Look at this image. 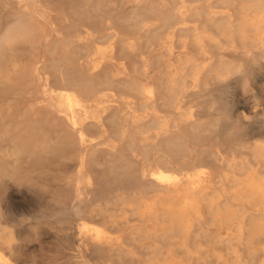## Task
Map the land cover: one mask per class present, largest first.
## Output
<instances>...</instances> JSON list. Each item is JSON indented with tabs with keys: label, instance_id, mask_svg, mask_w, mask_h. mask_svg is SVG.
<instances>
[{
	"label": "rangeland",
	"instance_id": "1",
	"mask_svg": "<svg viewBox=\"0 0 264 264\" xmlns=\"http://www.w3.org/2000/svg\"><path fill=\"white\" fill-rule=\"evenodd\" d=\"M0 1H1L0 2L1 3L0 4V12H2L4 9L3 8L4 7L3 6L4 0H0ZM36 1H39V0H9L8 2L10 3V5H12L11 7L18 8L19 11L22 13H28L31 8L36 12H38V10H44L45 15H46L45 19H46L48 32H51L52 31L51 27L55 24L57 25V23L59 22L58 18H57V16H59V15L65 20L66 26L71 25V26H74L78 30H81V31H83V29L80 27V20L83 18L84 19L86 18V19H90L89 21H86V24L88 26H90L92 23V25L97 29L98 33L103 32V34L104 33L106 34V32L110 33L112 31L115 33L119 32L118 33L119 38L121 39L123 37V39H121V41L123 40V41H126L127 43H132V44H134L135 48L137 47L136 49L132 48L130 50H125V52H124V50H122V48H121L122 47L121 44H118V48H117L118 50L117 49L115 50L116 55H115V53L113 55L107 53L103 56L100 53H97V51L94 48L89 49L88 52L85 53V56L80 60L81 72H82L83 76L91 75L92 72L94 71L93 67H94L96 60L97 61H105V59L107 60V58H108L107 55L108 56L112 55L115 57L114 58L111 56L112 57L111 62H113L115 65H117V64L121 65L124 63V64H127L129 66H134L136 64L138 67V64L142 65V62L146 61L147 62V77H149V80L147 78V80H148L147 84H149V83L153 84L154 83L155 85H157L159 95H161L162 97L164 96V87H165L166 79L170 78V76L173 75V73L175 72V66L170 65V60L174 56L176 57L178 55V53H181L182 51H187L189 54L191 53L190 55L196 60L200 59L199 52H197L198 50L195 48L194 44L191 45L194 41V38H192L193 36L192 37L190 36L189 38L187 37V35H192V33L188 34L190 32H187V31H183V32L180 31L179 32L178 29H181V28L188 29V28H194L195 27L197 29L196 33H199V31H201V28H202V27H199L201 24V26H203L202 29H204V31L206 29L209 30L207 28L209 26H210L209 28L212 31V29L214 30V27H213V24H211L212 25L211 26L209 24V22H210V17H211L210 15H213V14H215L218 18L221 15H229L232 19L237 20V21L241 20V19H249L252 17L255 19H258L259 17H261V19L262 18L264 19V1H261V0H258L259 2L257 1L258 3H260L258 5H257V2L255 3L256 0H252L253 2H251V0H247V1L246 0H240L241 2H243V3L239 2L240 4H238L239 0H224V1H222V0H219V1L218 0H214V1L213 0H186L188 3H190L191 6L188 3L185 4V2H186L185 0H165L166 3L168 2L167 4L175 11V14L177 16L178 21L172 20V18L169 19V16L163 17L164 14H162V12H161V9H163L162 8V2L160 0H150L152 3V6H148L147 4H145L144 0H111L109 2L106 0L105 1L104 0H59V1H57V0H55V1L54 0H45V1L42 0L41 1L40 0L39 3ZM171 1H174V2L172 3ZM197 1H198V3H197ZM227 1L228 2L230 1V2L227 3ZM236 1H237V3H236ZM245 2H246V5H244ZM56 3L60 4L61 7L59 5H57ZM247 3H250V4L248 5ZM187 4H188V6H187ZM206 4H207V6H206ZM228 4H230V5H228ZM234 4L237 6H234ZM255 4H256V7H254V9H256V10H254V12H253V10H247L248 7H245V6L250 7V6L255 5ZM45 6H47L48 8ZM182 6H184V9ZM207 7H209V8H207ZM241 9H244V11ZM54 10H56V11H54ZM184 10H186L189 14H187V16L182 18L181 13L185 12ZM197 10H199L200 12L202 11L203 14L207 15V17L204 15L205 17L203 18L202 12L200 15V12ZM257 10L258 11L260 10V11L258 12ZM196 11H197V13H199V15L202 18L199 17V15H197V13H195ZM249 11L252 12L251 15H250ZM192 12H194V15L195 16L197 15V17L194 18L193 17L194 15ZM257 13H258V15H257ZM76 14H78V15H76ZM134 15L136 16V18H139L140 20H144V21H142L143 25L142 24L138 25V26L135 25V23L133 21ZM255 15H257L258 17ZM54 16H55V18H53ZM190 16H191V18H190ZM50 17H52L54 20ZM130 17H131V19H130ZM166 18L168 21H166ZM0 19H3V17L1 15H0ZM200 19H202V20L200 21ZM208 19H209V21H208ZM207 21H208V23H206ZM166 22L169 24H167ZM159 23H160L161 29H155ZM163 23H164V25H162ZM210 23H213V22H210ZM144 24H145V26H144ZM165 24H167V25H165ZM58 25L63 26V23L59 22ZM197 25H199V26H197ZM204 25H207V27ZM110 26L111 27L113 26V28H111ZM149 27H150V29H149ZM166 27L169 29H167ZM197 27H199V28H197ZM106 29H109L110 31L109 30L106 31ZM204 31L202 30L201 33ZM206 31H205L206 34L208 33L211 35V32L209 33V31L208 32H206ZM144 32L147 34V36H145L146 34ZM178 32H179V34H181V36L178 35ZM167 33H168V35H167ZM212 35L218 36V34L215 30H214V34L212 33ZM149 36H151V38ZM248 36L252 37V34H250ZM140 37L142 39H139ZM185 37H187V38H185ZM180 39H181V41H180ZM129 40H131V41H129ZM146 41L148 44L150 42L151 43L148 45L146 43ZM98 42L100 43L99 44L100 45L99 50H101V47H102V50L106 49V47H107L106 45H108V44L105 41H98ZM136 42H138V43H136ZM251 42H252V38H250L247 41V45H250ZM179 43H181L182 45L180 46ZM173 44H174V46H173ZM188 45H189V48H188ZM166 47H167V50L165 49ZM211 47H212V45H207V48H208L207 51L208 52L212 51L210 53L211 56H217L219 53H221L222 55L227 54L229 56L228 61L233 60L232 61L233 64L242 65L243 68L245 66V68H247V69L244 68L245 69V71L243 73L244 78L242 77V78L238 79V78H235L232 76L233 78L231 77L229 79L223 80L222 83L221 82L217 83V81L212 79V77L210 78L209 74H207L204 76V80L201 83V85H202L204 83V81L209 82L208 88L210 91H212L210 94H213V95H211L210 99L212 101H214V103H213L214 107L216 106L215 108L217 109L216 114H214V115H224V114L229 115L230 119L227 120L229 122H226V119L224 121L225 124L228 125L227 126L228 128H226V129L227 130L229 129V130L227 131L226 129L219 128L216 130L217 134L212 133L213 134V135L211 134L212 136L205 135V136H201L199 138L196 137L195 141L193 142L195 145L194 144L193 145L195 147L203 145V147L201 146L199 148L204 149V147H206L205 151H211L212 150L211 152H213L214 154L219 152V154H221L222 157H224L222 154H224V152L226 151L224 155L227 157L226 158L224 157L225 158L224 159L225 162L223 161L224 163L219 161L216 163V165L210 166L211 162L208 159L206 153L201 155V165H203L204 167H212L211 169L216 176V178L214 180L215 182H213L214 185L211 184V186H210L211 189L213 190V193H214V194L213 193H210V194L214 195L215 199H213L214 197L211 196L210 194H208L209 196L207 195V196H204L203 198H197L196 196H193L192 193L190 194V193L184 192V193H181L179 196H177V198L175 200L172 201V204H173L172 208L174 209V211L176 210L179 213V217L181 218V220L183 219L182 220L183 227L185 226V227H188L190 229L192 228V231H190L189 233L188 232L183 233V236L182 237L180 236L178 239H172V240L171 239H166V240L160 239L159 238V232H160V228H161L160 227L161 223L159 221L154 220L153 217H151L148 214V211L147 212H141L139 215H136V214H132V213H129V214L124 213V212H122V209H120V207H116V209H114L112 207L113 203H115V201H114L115 197L118 196L119 194H122V193L133 194L135 192L137 193L136 190H139L140 187L142 186V184H144V182L141 181L140 177H139L141 173L147 174V180H149V173L152 170H154L155 166H156L154 163L153 157L155 158L156 155L158 154V152H156L157 151L156 148L151 147L149 150H146V151H148V154H145L147 152H144L143 147L145 146V144L151 143V142H153V140H155V132L154 131H150L148 133L145 132L146 135H144V134L141 135L138 132L137 133L135 132L136 134L134 132L131 133L133 135V139H134L133 143L136 142V144L134 143L133 147H132V150L134 149L133 151H135V154H134L133 151H130V153H127L128 150H125L126 147L124 146L125 147L124 148L123 146H121V143H120L116 133H114L115 131L112 128H108V130L106 129L103 133L94 132V130H92V129L87 130V133H88L87 136H89L88 137L89 140L91 138L93 141L98 139L97 141H101L103 143V144L101 143L102 144V145H100L101 147L105 144L102 148H107V147H108V149L112 148V153L110 155L109 154L108 155L103 154L101 152L96 154V156L94 158V162L98 163V164H96V165H98V167L95 165V163L92 160H89L87 162L86 168L88 169L91 166V168L88 170L91 171L93 174H95V176H92L95 180L94 185H92L95 192H93L92 194H88L87 186H86L87 173H86L85 169L83 168L82 163L79 165L76 158L73 155H71L72 152L70 150H63V149L59 150L58 148H54V152L56 154L54 153L53 154L54 156L53 155L49 156L47 159L39 158V155H37V154H35V156H33L34 153H37L36 151H37V148L39 147L38 144H44V142L46 143V141L48 143L49 140H53L57 135L56 133H53V131H50L49 128H47V127H43L42 132H41L40 127H36V126H34L33 128L26 127V124L28 122L26 116L30 115V113H31L30 107L31 106H32L31 110H33L40 104V101L48 103L49 98H52L56 101L59 100L57 95L54 94V96H53V94L51 93L50 88H52V87L56 88L55 84L50 85L51 87H49V86H46V88L44 87L43 82H44V78H46V73L48 72V70L45 69L46 67H45V63H44L45 58L43 55V45L39 48V51L41 52V54H39L37 56H39L41 59H40V61H38V64H36V66H35L36 67L35 76H34V78H32L30 80L31 86L25 85L26 86L25 87L22 85L19 87L20 89L18 88L19 90H23V88H25L24 90L34 91L36 89H42V87H43L46 90L43 93L42 97H35V96L28 95V94H25L23 96V95L19 94V92H16V89H14L13 87H5L3 85L2 86L0 85V127L2 126V128L0 129V132H1L0 133L1 134L0 140H2V144L0 142V144H1L0 150L5 151V153L3 151L1 153V151H0V155H1L0 156V177H1L0 178V241L4 240L5 237L11 238V241L8 244V246L4 245V244H0V254L3 256V258L6 260V262H8L7 264H82L81 260H83L85 262L83 264H115L117 262H118L117 264H121V263L122 264H126V263L127 264H133L134 262H136L134 264H142L141 261L143 262V264H231V263H233V264H251V263L252 264H257V263L264 264V259L261 258V256L264 257L263 256L264 255V239H263L264 236L257 238L256 240H253L252 241L253 245H251V246L245 245V243H244V245L243 244H237V246H236V243L234 244V242H227L226 241L227 233H228L225 230L226 227L233 226L238 221L237 220V218H238L237 214L238 215H243V214L247 215L248 219H251V217H249V215L253 210L254 201L250 200V196H249V198L247 197L250 193V189H249L248 185L245 183V177L244 176L240 177L238 174H237V176L236 175L232 176L231 174H228V176L226 178L223 177L224 174H227L226 172L229 173V171L226 168V162H231L232 160H236V161L241 162L243 160H246L247 157H248L247 159H249V156H250L249 151H250V148L252 147V145L254 146L255 144H258V143L259 144L264 143V140H263L264 139V105H263L264 104V63H263L264 60H262L263 62L261 61L262 64H261L260 68H256V70L255 69L253 70V68H255V67L252 64H251V66H253V67H251L250 65L248 66V64H245L244 61H243L244 62V64H243L242 60L239 57L237 59L239 61L241 60V62H238L237 59H236L237 61H235L236 56H234L235 57L234 58L233 56L229 55L230 53L234 52L233 49H231L230 47H226V50L223 49L220 51L217 48H214V47L211 48ZM190 48H192V52L190 50H187ZM134 49H135V51H134ZM168 49H169V51H168ZM120 50H121V52H120ZM18 51H19V53H18L19 57L17 56V58H18V61H20L19 63L25 61L26 56H28V57H26V60H27L28 58H30L29 56L34 53V50L31 48L30 44L20 45L18 47ZM165 51L168 52V54L171 53V54H169L170 56L167 53L165 55ZM103 52H105V51L103 50ZM117 53H118V55H117ZM120 53H123V54H120ZM174 53L177 55H174ZM159 55H162V56L160 57ZM158 56H159V58H158ZM164 56H166L165 59H164ZM167 57L168 58L170 57V58L168 59ZM101 58L104 60H102ZM20 59H22V60H20ZM119 60H120V62H119ZM153 60H154V62H153ZM156 60H157V62H156ZM129 63H131V64H129ZM132 64H134V65H132ZM141 65H139V66H141ZM148 71H149V73H148ZM249 74H250V76H249ZM246 77H248V78L246 79ZM164 78H166V79H164ZM255 78H257V79H255ZM210 80H212V81H210ZM233 80H234V82H233ZM185 81H186L185 83L187 86V89H186L187 92L185 95H183L184 97L182 96V98H181L182 101H179V104L180 105L182 104V106H185L184 108L186 110H188L189 112L194 111V112H191L193 115H199V114H201V110H198V109H201V108H199V106L197 108H195V106H194V104H196V106L199 105V102L201 101L200 96L196 92L199 89L197 87L194 88V86L192 84V79L188 78ZM226 81H229V82L226 83ZM213 82H214V84H213ZM224 82H225V84H224ZM230 83H231V86H230ZM194 91L196 92V94ZM191 92H193L195 95H197L196 99L194 97V94H192ZM114 93L115 92H113L112 94H114ZM112 94L108 93L107 99H112L113 98ZM229 95H230V98H229ZM161 96H158V97L162 98ZM225 96H227V98ZM187 97L191 100V102L188 101ZM231 99H233V100H231ZM184 100H185V104L183 102ZM31 101H33V102H31ZM11 102H13V103H11ZM12 104H14V105L11 106ZM23 105H25V106H23ZM27 105H29V107ZM87 105H88V114L87 115H82L79 110L74 111L76 115H78V114H79V116L81 115L82 119L85 118V122L91 121L92 110L95 109V106L93 103H87ZM193 106H194V108H193ZM196 109H197V111H196ZM69 111L68 112L66 111V113L68 115H70L71 112H73V111H70V112ZM228 111L231 112L232 115ZM77 112H79V113H77ZM221 112H222V114H221ZM162 113L164 114V112H162ZM163 114L161 116H163ZM207 114L213 115L212 112L208 113V110H206L204 115H207ZM12 115H15L16 120L13 118L14 116H12ZM169 115H170V113H167V115H165V116H169ZM21 118L23 119V121ZM11 120H13V121L10 122ZM19 120L22 121V123ZM17 121H19L23 125H20V123H18ZM25 122H26V124H25ZM18 124H19V126H18ZM11 125H12V127H11ZM7 129H8V131H7ZM11 131H12V133H11ZM23 131H26V132H23ZM43 133H44V135H43ZM45 134L46 135L49 134L48 135L49 137L46 136ZM104 134L106 135V137L104 136ZM109 134H110V136H109ZM112 134H113V137H111ZM226 134H228V136ZM98 135H99V138H97ZM217 135H219V136H217ZM114 137H115L117 143H114L115 140L111 141V138L114 139ZM222 137H224V138L222 139ZM225 138H227V139H225ZM208 139H209V141H208ZM37 140H38V142H37ZM86 140H88V139L86 138ZM147 140H148V142H146ZM200 140H202V141L200 142ZM213 140H214V143H213ZM6 141H7V143H6ZM207 143H208V145H207ZM20 144L24 149H22L21 146H19ZM34 144H35V146H34ZM118 145H120L121 147ZM125 145L127 146V144H125ZM211 145H212V147H211ZM218 146H220V147H218ZM14 147H17V148H14ZM216 147H218V149H220V150H217ZM8 148H10V149H8ZM32 149H33V152H32ZM113 149H114V151H113ZM126 149H128V147ZM145 149H147V148H145ZM215 149H216V151H215ZM11 151H12V153L16 154L15 156L17 158L14 157V159L10 160L6 157L8 155V153L9 154L11 153ZM57 151H59V152L65 151L64 156H63L64 159L57 157V154L59 153V152L57 153ZM18 152H20V153H18ZM29 152H31V153H29ZM131 152H133V153H131ZM66 154L71 155V156L68 157ZM55 155H56V157H55ZM143 155H148L147 157L146 156L145 157L149 158V159L143 158L144 157ZM186 155H187V153H185V158L187 159ZM246 155H248V156H246ZM141 156L143 159H145V162H143L144 160L141 158ZM22 157H24V159ZM133 157H135V158H133ZM15 159H16V161H14ZM61 159H63V160H61ZM107 159H111V161H113V163L116 161V164L114 163L115 168L120 166L121 163H126V161H127L126 159H128V161L131 162V166L134 165L131 167L130 175H128L126 177H114L112 175L110 176V174L106 170V168H104L103 166L102 167L99 166L100 163L102 165V163H104ZM20 160H22V161H20ZM183 160L186 161L185 159H183ZM74 161H76V162H74ZM90 161H92L93 163H91ZM146 162H148V163H146ZM13 163L16 166H14ZM77 163H78V165H77ZM88 163H90V165ZM144 163H145V165H144ZM223 164H224L225 168H224ZM8 165H9V167H8ZM2 166H4V167H2ZM217 167H218V169H216ZM95 168H97V169H95ZM149 168H150V170L148 171ZM222 168H223V170H222ZM71 171H72V173H71ZM224 171H226V172H224ZM13 173H15V175ZM73 174H77L76 179L73 183V187H72L73 189L71 187L67 188L66 179H67V177H69ZM11 176H13V177H11ZM221 178L224 179L225 184L223 183V180H221ZM24 180H26V182H24ZM20 181H21V184H20ZM237 181L243 182L241 190H238L239 187L234 185ZM221 182L223 184H221ZM217 186H219V188ZM225 188H226V190H228L227 192H226V190H224ZM245 189H247L248 191ZM221 190H222V192H221ZM133 191H135V192H133ZM69 192H71V193H69ZM72 192L74 195L72 194ZM147 192H146V194L148 196L144 194L147 199L144 197V200L147 204V208H149L150 206H152L156 202L157 199L154 196L155 193H153L151 191H149L148 193ZM151 193H153V194H151ZM236 193L241 195V196L239 198H235L237 195ZM183 194H186L185 197ZM230 195L232 196V198ZM234 195H235V197H234ZM182 196L184 198H182ZM227 196H230V197H227ZM58 197H61V198L59 199ZM112 198L114 200H112ZM247 198H248V200H247ZM62 199L67 200L68 204H70V206L76 205L79 208V211H77L78 214L76 213L75 215L71 216L70 219H68V223L66 221L67 220L66 214H64V212L61 211L62 205L60 203L63 201ZM188 200L192 201V207L187 204ZM59 201H61V202H59ZM107 201H109V202H107ZM203 204H205V205L203 206ZM106 205H110V206H107L108 207V209H106L107 211H104L105 210L104 208H107ZM100 206H102L103 210L99 212V211H97V208H99ZM109 207H110V209H109ZM163 207H165V206H163ZM202 207H204V208H202ZM162 208L160 207V209H162ZM93 209H95V210H93ZM117 209H120V210H117ZM228 209H229V211H228ZM90 210H91V213H90ZM110 210H111V212H110ZM215 213H219V219L216 221L213 220ZM98 214H101V215L99 216ZM102 214H103V216H102ZM130 214H132V215H130ZM118 215H121V216H118ZM92 216H93V219L95 218L94 221L92 219ZM145 218H146V220H143ZM101 220H102V222H101ZM103 221L106 223H104ZM86 222H88V223H86ZM143 222H144V224H143ZM200 222H201V224H200ZM262 222H263V226H264V220H262ZM79 223L80 224L86 223L87 225H89V228H91V226H93V227L95 226L97 228H98V226L100 227L99 229L102 231V237L100 240H95V241L100 244L103 252H102V250H97V249L94 250V249H92L90 244L82 243L80 241V236H78L79 231H80ZM65 224H68L67 228H66V232H68V235H71V236H69L70 241L65 239V238L62 239V237H61V228ZM123 224H124V227L122 226ZM77 225L79 227H77ZM201 226L204 228L202 229ZM149 227H150V229H149ZM134 228L137 231H135ZM142 228H144V229H142ZM216 228H217V230H216ZM141 230L142 231L144 230L145 232H147V238L146 239H142L140 237V235H141L140 232H142ZM75 231H78V233ZM136 233H138V234H136ZM118 234H120V235H118ZM204 234L205 235L207 234V235L204 237ZM209 234L213 240L210 239L211 238L210 236H209L210 238L208 237ZM81 235L82 236L83 235L94 236L92 230H89L87 232H82ZM124 235L126 236V238L123 237ZM1 236H3V239ZM202 236H203V238H202ZM148 237L151 239V241ZM199 237H201L200 239H202V241L199 240ZM119 239L121 242L119 241ZM206 239H208V240L205 241ZM154 240L155 241L158 240V241H156L154 243ZM161 240H162V242H161ZM123 241H124V247L123 248H126L131 253H133V255H129V256H125V257L123 255L124 260H123L122 256L118 257V254L113 253V251L111 252V249H113L114 247L117 248L120 245V243L123 244ZM166 241H167V243H166ZM152 243H153V245H152ZM175 244H176V246H175ZM195 244L197 246L200 245V247H197ZM141 245H142V247L143 246L144 247L142 248ZM165 245L166 246L169 245L170 247L168 246V248H166ZM150 246H151V248H149ZM212 246H213V251H212ZM247 246L249 247L248 249H247ZM158 248H161V249L158 250ZM193 248H194V250H193ZM131 249L134 251H131ZM167 249H168V251H167ZM172 249H174V250H172ZM220 249H221V252H220ZM223 249H224V251H223ZM249 249L250 250L252 249V250L250 251ZM141 250H143V251H141ZM144 250H147V253H145ZM153 250H154V252L152 253L151 251H153ZM157 250H158V252L160 251L161 253L159 252L160 253L159 254L157 252ZM234 250L239 251L240 252L239 254L241 256L243 254L242 257L246 258L245 263L236 261L234 255H233ZM162 252H164V253L162 254ZM172 252H174L173 255H172ZM230 252H231V256L229 255V257H228V254H230ZM241 252H242V254H241ZM150 253H151V255H150ZM180 253H182L183 256ZM253 253H255V254H253ZM112 254L114 257L112 256ZM115 254H116V256H115ZM145 254L148 257H145ZM156 254H157V257H156ZM152 255H154L153 256L154 258L152 257ZM158 255H159V257H158ZM207 255L208 256L210 255L211 257L210 256L208 257ZM248 256H250V257H248ZM117 257H118L119 261L121 258H122L121 260H123V261H120V263H119V261L116 262ZM133 257L135 258L136 261L134 260ZM231 257L233 260L231 259ZM206 258L208 259L207 263H204V262H206ZM244 258H242L243 261L245 260ZM251 258H253V259H251ZM256 258H257V260H256ZM260 258H261V261H259ZM150 259H151V261H150ZM216 259H217V261L214 262V260H216ZM128 260H130V261H128ZM145 260H146V262L144 263ZM158 260H160V261H158ZM194 260H195V262H194ZM161 261H163V262H161ZM255 261H256V263H255ZM257 261H259V262H257ZM137 262H139V263H137ZM229 262H231V263H229ZM248 262H250V263H248Z\"/></svg>",
	"mask_w": 264,
	"mask_h": 264
},
{
	"label": "bare ground",
	"instance_id": "2",
	"mask_svg": "<svg viewBox=\"0 0 264 264\" xmlns=\"http://www.w3.org/2000/svg\"><path fill=\"white\" fill-rule=\"evenodd\" d=\"M8 1L4 0V3H3L4 9L2 12H0V15L3 17V19H0V38H3L2 40H0V85L1 86L3 85L5 87H13L14 89H16V92H19V94H21L23 96L25 94H28V95L35 96V97H42L43 93L46 90L45 89L46 86L51 87L50 85L55 84L56 88L55 87L50 88L51 93L53 94V96H54V94L57 95L58 99H59L56 101L52 98H49L48 103L40 101V104L39 105L37 104L38 106L36 108L34 107L35 109H33V110H31L32 106L30 107L31 113H30V115L26 116L27 120H28L27 124L25 122L26 127H28V128H33L34 126L40 127L41 132H42L43 127H47V128H49L50 131H53V133L57 134L56 137L53 140H49L48 143H47V141H46V143L44 142V144H38L37 143L39 145V147L37 148V151H36L37 153H34L33 156H35V154H37V155H39V158L47 159L49 156H52L55 153L54 148H58L59 150L60 149L70 150L72 152L71 155H73L76 158L79 165L82 163L83 168L85 169V171L87 173V183H86L87 191H88V194H92L93 192H95L93 189V186H92V185H94V182H95V180L92 176H95V174H93L91 171L88 170L91 168V166L88 169L86 168V166H87L86 164L89 160H92L94 162V158H95L96 154H98L100 152L103 154H107V155L109 154L110 155L112 153V148L111 149H108V147L102 148L105 144L101 147L100 145H102L103 143L101 141H97L98 139L93 141L91 138L89 140V138H88L89 136H87V134H88L87 130L92 129V130H94V132L103 133L106 129L108 130V128H112L115 131L114 133H116V135H117V137L121 143V146H123V147L125 146L126 148L128 147V149H126L124 147L125 150H128L127 153H130V151H133L134 150V149L132 150L133 144L134 143L136 144V142L133 143L134 139H133V135L131 134L132 132H134V133L138 132L141 135L142 134L146 135V133H148L150 131H154L155 132V140H153V142H151V143L145 144V146L143 147L144 152H147L145 154H148V151H146V150H149L151 147L156 148L157 149L156 152H158L156 157L155 158L153 157L154 163L156 166H155V169L149 173V180H147V174L141 173L139 177H140V180L144 182V184H142V186L140 187L139 190H136L137 193L135 191H133L136 194L135 193H133V194H128V193L119 194L118 196L115 197V200L112 198V200L115 201V203H113L112 207L114 209H116V207H120V209H122V212L128 213V214L132 213V214H136V215H139L141 212H147L148 211V214L151 217H153L154 220L159 221L161 223V226H160L161 228H160V232H159V238L160 239H165V240L166 239H171V240L172 239H178L180 236L181 237L183 236V233H185V232L189 233L190 231H192V228L190 229V228L185 227V226L183 227V225H182L183 219L181 220V218L179 217V213L176 210L174 211V209L172 208L173 207L172 201L175 200L177 198V196H179L181 193H184V192L190 193V194L192 193V195L196 196L197 198H203L204 196H207L208 194L213 193V190L211 189L210 186H211V184L214 185L213 182H215L214 180H215L216 176L211 169L212 167H204L203 165H201V155L206 153L208 159L211 162L210 166H213V165H216V163L219 161L225 162L224 159L227 156H225L224 154L226 151L224 152V154H222L225 157L224 158L221 156V154H219V152L214 154L213 152H211L212 150L211 151H205L206 147H204V149L199 148L201 146L203 147V145L198 146V147L196 146L197 147L196 148L194 146L195 144L193 142L195 141L196 137L199 138V137L205 136V135L212 136L214 133L217 134L216 133L217 129L228 128L227 127L228 125L225 124L224 121L226 119V122H229L227 120L230 119L229 115H225V114L224 115H214V114H216L217 109L215 108L216 106L214 107V104H213L214 101H212L210 99L211 95H213V94H210L212 91H210L208 88L209 82L204 81V83L202 84L203 86L201 85V83L204 80V76L207 74H209L210 78L212 77V79L217 81V83L218 82L222 83L223 80L229 79L232 76L239 79V78H242L244 76L243 73H244L245 69H247V68H245V66H244V68H245L244 69L242 67V65L233 64L232 63L233 60H230L231 62L228 61L229 56L227 54L222 55L221 53H219L217 56H211L210 53L212 51L211 52L207 51L208 50L207 45H212V47L217 48L219 51L223 50V49L226 50V47H230L231 49H233L234 52L230 53L229 55L233 56V57L236 56V58L234 57L235 61H237L238 60L237 58L239 57L242 60L243 64H244V62H245V64H248V66L249 65L251 66V64H252L255 67V68H253V70L254 69L256 70V68L261 67V64H262L261 61L264 60V19L263 18L261 19V17H259L258 19H255L252 17L249 19H241V20L237 21V20L232 19L229 15H221L219 18L215 14L210 15L211 16L210 22H213V23L209 22V24L210 25L213 24L214 30L217 32L218 36L212 35V33L214 34V30L212 29V31H213L212 32L211 29L209 28L210 26L207 27V25H204V26H206L209 30L206 29L207 31L206 30L205 31L206 32L209 31V33L211 32V35L208 33L207 34L205 33L204 29H202L203 26H201V24H200V26L199 25H197V26L202 27L201 31L202 30L204 31L202 33H201V31H199V33H196L197 29L195 27L194 28H188V29H186V28L178 29L179 32L180 31H182V32L187 31V32H190L188 34L192 33V35H187V37L189 38L190 36L191 37L193 36L192 38H194V41L191 39L193 41V43L191 45L194 44L195 48L198 50L197 52H199L200 59H197V60L194 59L190 55L191 53L189 54L187 51H182L181 53H178V55L174 53V55H177V56L176 57L174 56L170 60V65L175 66V72L173 73V75L170 76V78H167V79L164 78V79H166V81H165V87H164V96L162 97L161 95H159L157 85H155L154 83L153 84L152 83L147 84L149 77H147V62L146 61L142 62V65L137 63L138 67L135 63L134 64L136 66L134 64H132L134 66H129L127 64H124L123 62H122L123 64H121V65H118V64L115 65L113 62H111L112 57H114L112 55L115 53V50L118 48V44H121V46H122L121 48H122V50H124V52H125V50H130L132 48H135L134 44L127 43L126 41H123V40L121 41V39H123V37L121 39L119 38V36H118L119 32L115 33L112 31L110 33L106 32V34L105 33L103 34V32L98 33L97 29L92 25V23L90 26H88L86 24V21L90 20V19H86V18L85 19L83 18L80 20V27L83 29V31H81V30H78L74 26H71V25L66 26L65 20L60 15L57 16L58 21L63 23V26L64 25L65 26L63 27V26L58 25V23H59L58 22L57 25L55 24L51 27L52 31L48 32L46 19H45L46 15H45L44 10H38V12H36L31 8L28 13H22L19 11L18 8L11 7L12 5H10V3ZM57 1H59V0H57ZM106 1L109 2L111 0H106ZM160 1L162 2V8H163V9H161V12H162V14L165 15V16L163 15V17L169 16V19L172 18V20L178 21L177 16L175 14V11L167 4L168 2L166 3L165 0H160ZM222 1H224V0H222ZM257 1L258 0H256L255 3ZM261 1H264V0H261ZM36 2L39 3L40 0L36 1ZM144 2L148 6H152V3L150 0H144ZM171 2L173 3L174 1H171ZM229 2L227 1V3H229ZM239 2H241V1L239 0L238 4H240ZM251 2H253V1L251 0ZM258 2H257V5L260 4ZM186 3H188V2L186 1L185 4ZM197 3H198V1H197ZM236 3H237V1H236ZM241 3H243V2H241ZM56 4L60 6V4H58V3H56ZM188 4L190 5V3H188ZM188 4H187V6H188ZM247 4L249 5L250 3H247ZM228 5H230V4H228ZM244 5H246V2L244 3ZM206 6H207V4H206ZM234 6H237V5L234 4ZM45 7H47V6H45ZM182 7L184 9V6H182ZM245 7H248L247 10H253V12H254V10H256V9H254V7H256V4L252 5L250 7L249 6H245ZM207 8H209V7H207ZM241 10L244 11V9H241ZM54 11H56V10H54ZM184 11L185 12L181 13L182 18H184L185 16H187V14H189L186 10H184ZM197 11H199V10H197ZM197 11L195 13H197ZM201 12H200V15H201ZM192 13L194 15V12H192ZM251 13L252 12H250V15H251ZM202 14H203V12H202ZM76 15H78V14H76ZM197 15H199V13H197ZM197 15L196 16L194 15L193 17L195 18V17H197ZM200 15H199V17H201ZM204 15L205 14H203V18L205 16L207 17V15H205V16ZM257 15H258V13H257ZM257 15H255V16H257ZM50 18H52V17H50ZM53 18H55V16ZM190 18H191V16H190ZM130 19H131V17H130ZM201 20L202 19H200V21ZM133 21H134L135 25L138 26V25H141L143 23L142 21H144V20H140L139 18H136V16L134 15ZM166 21H168L167 18H166ZM208 21H209V19H208ZM208 21L206 23H208ZM160 23L158 24V26L155 29H161ZM167 24H169V23H167ZM167 24H165V25H167ZM162 25H164V23ZM144 26H145V24H144ZM199 27H197V28H199ZM111 28H113V26ZM149 29H150V27H149ZM167 29H169V28H167ZM107 30H109V29H106V31ZM179 32H178V35L181 36V34H179ZM250 34H252V37L248 36ZM167 35H168V33H167ZM145 36H147V34ZM149 37L151 38V36H149ZM187 37H185V38H187ZM250 38H252V42L250 43V45H247V41ZM139 39H142V38L140 37ZM98 41H105L108 44V45H106L107 46L106 49H103L106 53L103 52L102 47H101V50H99V46H100L99 44L100 43ZM129 41H131V40H129ZM180 41H181V39H180ZM136 43H138V42H136ZM146 43H147V41H146ZM24 44H30L31 48L34 50V53L29 56L30 58H28L26 60V57H28V56H26L25 61L19 63L20 61H18V58H17V56L19 57L18 47L20 45H24ZM179 44H180V46L182 45L181 43H179ZM42 45H43V55L45 58V61H44L45 67H46L45 69L48 70V72L46 73V78H44V82H43L45 88L42 87V89H36L34 91L24 90L25 88H23V90H19L20 89L19 87L22 85L23 86H25V85L31 86L30 80L32 78H34V76H35V71H36L35 66H36V64H38V61H40V59H41L37 55L41 54V52L39 51V48ZM173 46H174V44H173ZM91 48H94L97 51V53H100L102 56L107 54V53L112 54V55H109V56L107 55L108 58H107V60L105 59V61H97L96 60L94 67H93L94 71L92 72V74L88 75V76H83L82 72H81L80 60L85 56V53L88 52V50ZM188 48H189V45H188ZM135 49H134V51H135ZM165 49L167 50V47ZM187 50H190L192 52V48L187 49ZM168 51H169V49H168ZM120 52H121V50H120ZM118 53H117V55H118ZM166 53L168 54V52L165 51V55H166ZM120 54H123V53H120ZM169 54H171V53H169ZM115 55H116V53H115ZM159 56L161 57L162 55H159ZM159 56H158V58H159ZM165 57L166 56H164V59H165ZM20 60H22V59H20ZM102 60H104V59H102ZM241 60L240 61L238 60V62H241ZM119 62H120V60H119ZM153 62H154V60H153ZM156 62H157V60H156ZM129 64H131V63H129ZM139 65H141V66H139ZM253 66H251V67H253ZM149 71H148V73H149ZM249 76H250V74H249ZM248 77H246V79ZM147 78H148V80H147ZM188 78L192 79V84H193L194 88L197 87L199 89L196 92L200 96L201 101L200 100H199L200 102L198 101L199 105H197V106H196V104H194L195 108H197L198 106H199V108H201V109H198V110H201V114H199V115H193L191 112H194V111L190 110L191 112H189L188 110H186L184 108L185 106H182V104L181 105L179 104V101H182V99H181L182 96L185 95L187 92L186 91L187 86H186L185 80ZM255 79H257V78H255ZM210 81H212V80H210ZM214 82H213V84H214ZM227 82H229V81H226V83ZM233 82H234V80H233ZM224 84H225V82H224ZM230 86H231V83H230ZM113 92H115V93L112 94ZM196 92H195V94H196ZM108 93H111L113 95L112 99H107ZM191 93L194 94L193 92H191ZM195 94H194V97L196 99L197 95H195ZM158 96H161L162 98H160ZM225 97L227 98V96H225ZM229 98H230V95H229ZM231 100H233V99H231ZM188 101L191 102V100L189 98H188ZM31 102H33V101H31ZM183 102L185 104V100ZM11 103H13V102H11ZM87 103H93L95 106V109L92 110L91 121L85 122V118L82 119L81 115L80 116H79V114L76 115L74 111L79 110L82 115H87L88 114ZM13 105L14 104H12L11 106H13ZM23 106H25V105H23ZM27 106L29 107V105H27ZM194 106H193V108H194ZM69 110L73 111V112H71L70 115H68L66 113V111L68 112ZM206 110H208V113L212 112L213 115H209V114L204 115ZM196 111H197V109H196ZM162 112H164V114ZM77 113H79V112H77ZM167 113H170V115L165 116V115H167ZM229 113H231V112H229ZM162 114H163V116H161ZM221 114H222V112H221ZM231 115H232V113H231ZM12 116H14L13 118L16 120L15 115H12ZM12 121L13 120H11L10 122H12ZM19 121H17V122L22 123L23 119H22V121H20V122ZM21 123H20V125H23ZM18 126H19V124H18ZM11 127H12V125H11ZM1 128H2V126L0 127V129ZM7 131H8V129H7ZM23 132H26V131H23ZM11 133H12V131H11ZM105 134H104V136L106 137ZM113 134L111 135V137H113ZM228 134H226V135L228 136ZM43 135H44V133H43ZM48 135H46V136H48ZM0 136H1V134H0ZM109 136H110V134H109ZM217 136H219V135H217ZM86 138L88 140H86ZM97 138H99V135ZM223 138L224 137H222V139ZM225 139H227V138H225ZM112 140L113 141L115 140L114 143H117L115 137H114V139L111 138V141ZM214 140H213V143H214ZM201 141L202 140H200V142ZM208 141H209V139H208ZM0 142L2 144V140H0ZM37 142H38V140H37ZM146 142H148V140ZM6 143H7V141H6ZM125 144H127V146ZM207 145H208V143H207ZM19 146H21V144ZM34 146H35V144H34ZM118 146H120V145H118ZM211 147H212V145H211ZM218 147H220V146H218ZM218 147H216L217 150H220V149H218ZM14 148H17V147H14ZM21 148L24 149L22 146H21ZM145 148H147V149H145ZM8 149H10V148H8ZM2 151H1V153H2ZM113 151H114V149H113ZM215 151H216V149H215ZM3 152L5 153V151H3ZM32 152H33V149H32ZM58 152L59 151H57V153ZM64 152L60 151L57 154V157L63 158ZM133 152L135 154V151H133ZM133 152H131V153H133ZM249 152H250L249 159H247L248 158L247 157L246 160H243L241 162L236 161V160H232L231 162H226V168L229 171V173L224 171L227 174L223 175L224 178H226L228 176V174H231L232 176H234V175L237 176V174L240 177L244 176L245 177V183L248 185V187L250 189L249 195L248 196L246 195V196L248 198L250 196V200L254 201L253 210L249 215V217H251V219H248L247 215H244V214L238 215L236 213L238 216V218H237L238 221L233 226L226 227V229H225L228 232L226 241L227 242H234V244L236 243V246H237V244H243L244 245V243H245V245L251 246V245H253L252 244L253 240H256L257 238L264 236V226H263V222H262V220H264V201H263L264 200V143H260V144L258 143V144H255L254 146L252 145ZM18 153H20V152H18ZM29 153H31V152H29ZM185 153H187V155H186L187 159L185 158ZM15 155L16 154L12 153V151H11V153L10 154L8 153V155L6 157L8 159L12 160V159H14V157H16ZM71 155H67V156L70 157ZM143 156H144L143 158L149 159V158H146L148 155H143ZM246 156H248V155H246ZM55 157H56V155H55ZM22 158L24 159V157H22ZM133 158H135V157H133ZM141 158H142V156H141ZM63 159H61V160H63ZM145 159H143L144 160L143 162H145ZM183 159H185L186 161H184ZM126 160H127L126 163H121L120 166H118L117 168L114 167V163L116 164V161L113 163V161H111V159H107L104 163H102V165L100 163L99 166H101V167L103 166L104 168H106V170L109 172L110 176L112 175L114 177H126V176L130 175L131 167L134 166V165L131 166V162H129L128 159H126ZM14 161H16V159ZM20 161H22V160H20ZM92 161H90V162L93 163ZM74 162H76V161H74ZM78 163H77V165H78ZM146 163H148V162H146ZM88 164L90 165V163H88ZM96 164H98V163L96 162L95 165ZM13 165H14V163H13ZM144 165H145V163H144ZM14 166H16V165H14ZM96 166L98 167V165H96ZM223 166H224V164H223ZM2 167H4V166H2ZM8 167H9V165H8ZM224 168H225V166H224ZM95 169H97V168H95ZM216 169H218V167ZM149 170H150V168L148 169V171ZM222 170H223V168H222ZM71 173H72V171H71ZM13 174L15 175V173H13ZM76 176H77V174H73V175L67 177V179H66L67 188L73 187V183L76 179ZM11 177H13V176H11ZM26 180H24V182H26ZM221 180H223V183H224V179L221 178ZM223 183L221 182V184H223ZM20 184H21V181H20ZM242 184H243V182L237 181L234 185L239 187L238 190H241ZM217 187L219 188V186H217ZM148 190L155 193L154 196L157 199L156 202L152 206H150L149 208H147V204L144 200V197H145V195H147L146 192ZM224 190H226V188ZM245 190H247V189H245ZM227 191L228 190H226V192ZM221 192H222V190H221ZM69 193H71V192H69ZM153 193H151V194H153ZM72 194H73V192H72ZM183 195L185 197L186 194H183ZM211 196H213L214 197L213 199H215L214 195H211ZM230 196H227V197H230ZM240 196L241 195H239V194H237L236 197L234 195L235 198H239ZM184 197L182 196V198H184ZM58 198L60 199L61 197H58ZM231 198H232V196H231ZM248 198H247V200H248ZM61 201H59V202H61ZM107 202H109V201H107ZM60 204L62 205L61 211H63L64 214H66V216H67L66 221L68 223V219H70L71 216L75 215L77 213V211H79V208L76 205L70 206V204H68V201L65 199ZM187 204L192 207V201L188 200ZM110 205H106V207L110 206ZM204 205L205 204H203V206ZM163 206H165V207H163ZM160 207L161 208L163 207V208L160 209ZM202 208H204V207H202ZM104 209H105L104 211H107L106 209H108V207L104 208ZM109 209H110V207H109ZM120 209H117V210H120ZM93 210H95V209H93ZM102 210H103L102 206L97 208V211H99V212ZM228 211H229V209H228ZM110 212H111V210H110ZM90 213H91V210H90ZM132 214H130V215H132ZM98 215L100 216L101 214H98ZM102 216H103V214H102ZM118 216H121V215H118ZM92 219H93V216H92ZM94 219H93V221H94ZM218 219H219V213H215L213 220L216 221ZM102 220H101V222H102ZM143 220H146V218ZM88 222H86V223H88ZM86 223H81V224L79 223L80 231H79L78 236H80V241L82 243L90 244V246L94 250H96V249L102 250V247L100 246V244L95 241V240H100L102 237V231L99 229L100 227L98 226V228H97L95 226L94 227L91 226V228H89V225H87ZM104 223H106V222H104ZM143 224H144V222H143ZM200 224H201V222H200ZM67 225L68 224H65L61 228V237H62V239L65 238V239L69 240V236H71V235H68V232H66ZM122 226L124 227V224ZM77 227H79V226L77 225ZM203 228L204 227H202V229ZM142 229H144V228H142ZM149 229H150V227H149ZM89 230H92L94 236H88V235L82 236L81 235L82 232H87ZM134 230H135V228H134ZM216 230H217V228H216ZM135 231H137V230H135ZM75 232L78 233V231H75ZM136 234H138V233H136ZM140 234H141L140 237L142 239L147 238V232H145L144 230L142 232H140ZM210 234L208 235V237L210 236ZM118 235H120V234H118ZM206 235L204 234V237ZM1 237L3 239V236H1ZM123 237L126 238L125 235ZM200 238L201 237H199V240L202 241V239H200ZM202 238H203V236H202ZM120 239H119V241H120ZM210 239H212V237ZM207 240L208 239H206L205 241H207ZM10 241H11V238L5 237L4 240L0 241V244H4V245L8 246ZM150 241H151V239H150ZM156 241H158V240H156ZM156 241L154 240V243ZM161 242H162V240H161ZM166 243H167V241H166ZM152 245H153V243H152ZM168 246L165 245L166 248H168ZM175 246H176V244H175ZM248 246H247V249L249 248ZM123 247H124V241H123V244L120 243V245L117 248L114 247L113 249H111V252L113 251V253L118 254V257L122 256V258H123V255H124V257L129 256V255H133V253H131L129 250H127L126 248H123ZM141 247H142V245H141ZM197 247H200V245ZM149 248H151V246ZM159 249H161V248H158V250ZM158 250H157V252H158ZM172 250H174V249H172ZM193 250H194V248H193ZM131 251H134V250L131 249ZM141 251H143V250H141ZM144 251H145V253H147V250H144ZM167 251H168V249H167ZM212 251H213V246H212ZM223 251H224V249H223ZM102 252H103V250H102ZM151 252L153 253L154 250ZM220 252H221V249H220ZM163 253L164 252H162V254ZM173 253L174 252H172V255H173ZM239 253L240 252L237 250L233 251V255H234L236 261L245 263L246 258L242 257L243 256L242 252H241L242 256ZM116 254H115V256H116ZM180 254L182 255V253H180ZM253 254H255V253H253ZM150 255H151V253H150ZM229 255L231 256V252H230V254H228V257H229ZM112 256H113V254H112ZM153 256L154 255H152V257ZM118 257H117L116 262L119 261ZM145 257H148V256H146V254H145ZM156 257H157V254H156ZM158 257H159V255H158ZM248 257H250V256H248ZM207 258H206V262H204V263H207V260L209 259V258L208 259ZM242 258H244L245 260L243 261ZM261 258L264 259V257H262V256H261ZM261 258L259 259V261H261ZM121 259H120V261L124 260V258H123V260H121ZM231 259H232V257H231ZM251 259H253V258H251ZM134 260H135V258H134ZM256 260H257V258H256ZM82 261L83 260H81L82 264L85 263L84 261L83 262ZM120 261H119V263H120ZM128 261H130V260H128ZM150 261H151V259H150ZM158 261H160V260H158ZM215 261H217V259L214 260V262ZM259 261H257V262H259ZM145 262H146V260L144 261V263ZM161 262H163V261H161ZM194 262H195V260H194ZM7 263L8 262H6V260L0 254V264H7ZM117 263H115V264H117ZM134 263H136V262H134ZM137 263H139V262H137ZM141 263L143 264L142 261H141ZM229 263H231V262H229ZM248 263H250V262H248ZM255 263H256V261H255ZM231 264H233V263H231ZM257 264H259V263H257Z\"/></svg>",
	"mask_w": 264,
	"mask_h": 264
},
{
	"label": "clouds",
	"instance_id": "3",
	"mask_svg": "<svg viewBox=\"0 0 264 264\" xmlns=\"http://www.w3.org/2000/svg\"><path fill=\"white\" fill-rule=\"evenodd\" d=\"M3 38H0V40H2Z\"/></svg>",
	"mask_w": 264,
	"mask_h": 264
}]
</instances>
